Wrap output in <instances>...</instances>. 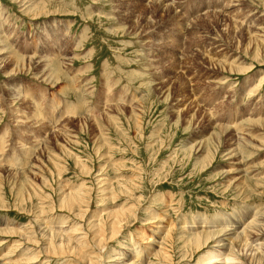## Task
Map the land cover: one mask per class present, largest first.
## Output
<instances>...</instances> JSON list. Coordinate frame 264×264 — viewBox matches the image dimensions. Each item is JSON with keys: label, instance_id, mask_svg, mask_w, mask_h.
<instances>
[{"label": "rangeland", "instance_id": "374dc122", "mask_svg": "<svg viewBox=\"0 0 264 264\" xmlns=\"http://www.w3.org/2000/svg\"><path fill=\"white\" fill-rule=\"evenodd\" d=\"M24 4L0 0V263L88 264L54 233L95 264H221L227 235L189 238L255 214L264 239V0Z\"/></svg>", "mask_w": 264, "mask_h": 264}, {"label": "bare ground", "instance_id": "6f19581e", "mask_svg": "<svg viewBox=\"0 0 264 264\" xmlns=\"http://www.w3.org/2000/svg\"><path fill=\"white\" fill-rule=\"evenodd\" d=\"M23 1L26 4V3H29L31 0H23ZM86 197H87L86 196V192L84 190H81V188L80 189H77L76 191H71V193H69V195L65 197L66 199L64 200L63 205H64L65 208L66 207L67 208H72V206L75 203H78V204L79 203H85L86 202V199H87ZM256 216L258 217V215L255 214L254 215V218L251 217L249 220H247V217H243L239 221V224L237 223L235 226L234 225H225L224 226L223 223H226V222L223 221L222 222L223 227H226V228L224 229L222 227L221 229H219L220 232L218 231L216 233V235L215 234H212L211 232L210 233H206L205 235H195V236L193 235L192 237L189 238V241L190 240L191 241H194V243H196L198 245V247H201L202 244H203V242L201 244V240L203 238H206L208 240V238H210V237H215V236H220V235H224L225 234L228 237L222 236L223 238L221 240L218 239L219 241H217V243H218V245L216 246L217 248L215 250L211 251V253H216V254H214V255H216V257L217 256H220V255H222V253H225L226 251H228V253H226V256L221 259V262L223 264H228L227 263L228 260H233V259H236V258L238 259L239 257H237V255L239 256V255H241L243 253L244 254L245 253L248 254V251L249 250H250L249 254H251L253 256L254 260L256 259L255 260L256 262L258 261V264L259 263L264 264L263 262H261L264 259V239H262V237H260V235H262L261 232L263 230V227L261 225L260 228H253V223L252 222H258L259 225L261 223V222L257 221L258 218ZM122 217H123L122 215L116 216L114 218L113 222H111V224L109 225L108 229L112 232V235L110 237V240H112V238L114 239L115 236L119 233L120 225L123 224V223L121 224V222H122V220L124 218V217L123 218ZM262 222H264V221H262ZM230 226H231V229L229 228ZM96 227H98V229L96 231L97 232V236L99 237L98 240L99 239L102 240L103 236H105V232H106L107 229L101 223L99 225H97ZM240 228H241V231H240ZM238 231H240V232H238ZM53 236H54V233H52V235L50 236V239H51L50 240L51 241L50 243H51V246L53 247V250L59 251L61 253V255H62V253H66V254L67 253L68 254H73L74 253L77 257H79L81 259H84V260H87V263L88 264H95V260L96 259L94 260L92 258H87V256H86L87 254L85 255V253H84V247H85L84 246V243L87 242V240H86V238L84 236L78 237V239H77L78 246L73 245L72 244L73 241L70 240V239H67L68 237L67 238L56 239L55 238L56 236H54V237ZM233 237H235V238H233ZM232 238H233V240H232ZM229 240H232V242L230 241L231 243H228ZM234 240H235V242L240 243L241 244V247H238V249H237V247L235 246V244L233 245V241ZM255 249H261V251L263 250L262 251V255H258L255 252H253V250H255ZM48 250L51 251V248L50 249L48 248ZM89 252H90V250H89ZM117 257H118V259H121L122 258V256H120L118 253H117ZM117 257H115V258H117ZM100 261H101V259L100 260L98 259V264L100 263ZM203 261H205V260H203ZM120 262L121 261H119V262L117 261V263H120ZM122 263L123 262H121V264ZM127 263L128 264H132V261L131 262H129V261L128 262H125V264H127ZM244 263H242V264H244ZM0 264H6V263H0Z\"/></svg>", "mask_w": 264, "mask_h": 264}]
</instances>
